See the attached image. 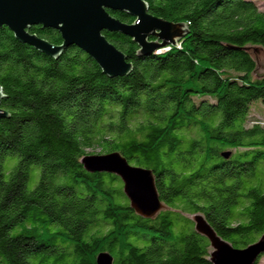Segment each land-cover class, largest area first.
I'll use <instances>...</instances> for the list:
<instances>
[{
    "label": "trees",
    "instance_id": "obj_1",
    "mask_svg": "<svg viewBox=\"0 0 264 264\" xmlns=\"http://www.w3.org/2000/svg\"><path fill=\"white\" fill-rule=\"evenodd\" d=\"M145 1L188 32L141 55L103 32L132 64L123 76L76 45L52 58L0 27V264H96L101 251L112 264H212L184 213L236 248L264 234V122L249 117L264 104V64L258 73L250 51L264 50V0ZM95 148L152 170L164 208L135 213L116 175L83 167Z\"/></svg>",
    "mask_w": 264,
    "mask_h": 264
},
{
    "label": "water",
    "instance_id": "obj_2",
    "mask_svg": "<svg viewBox=\"0 0 264 264\" xmlns=\"http://www.w3.org/2000/svg\"><path fill=\"white\" fill-rule=\"evenodd\" d=\"M108 10L127 13L135 17V21L124 23ZM3 25L18 41L52 58H57L70 45H76L109 77L126 75L132 64L103 32L130 37L137 44L139 55L152 53L169 43L175 44L188 32V27L182 22L153 16L145 0H0V27ZM32 25L57 30L61 43L52 44L31 33L29 28ZM150 36L156 39L151 40ZM2 98L4 93L0 86V101ZM6 115V112H0V116ZM81 163L89 172L116 175L129 206L138 215L151 218L164 208L155 188L152 170L131 165L119 152L85 155ZM192 220L195 231L209 242L212 264H254L264 252V234L246 247L236 248L221 238L201 214H194ZM95 262L112 264L113 257L109 252L101 251Z\"/></svg>",
    "mask_w": 264,
    "mask_h": 264
},
{
    "label": "rangeland",
    "instance_id": "obj_3",
    "mask_svg": "<svg viewBox=\"0 0 264 264\" xmlns=\"http://www.w3.org/2000/svg\"><path fill=\"white\" fill-rule=\"evenodd\" d=\"M259 8L264 10V3H259ZM250 51L252 52V56H254L258 62V73H261L263 71L262 65L264 64V50L259 47H251ZM250 119H257L259 121L264 122V104L262 103H254L251 105L250 109ZM92 154L99 153V149L95 148L91 152ZM185 216L190 218L192 220V217L194 214L184 213ZM192 223L194 224L193 220ZM193 226V225H192ZM211 249V247H210ZM258 260V259H257ZM257 264H264V254L259 258Z\"/></svg>",
    "mask_w": 264,
    "mask_h": 264
}]
</instances>
